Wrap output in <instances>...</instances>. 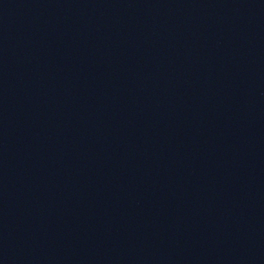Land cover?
Wrapping results in <instances>:
<instances>
[{
	"label": "water",
	"instance_id": "1",
	"mask_svg": "<svg viewBox=\"0 0 264 264\" xmlns=\"http://www.w3.org/2000/svg\"><path fill=\"white\" fill-rule=\"evenodd\" d=\"M0 264H264V0H0Z\"/></svg>",
	"mask_w": 264,
	"mask_h": 264
}]
</instances>
